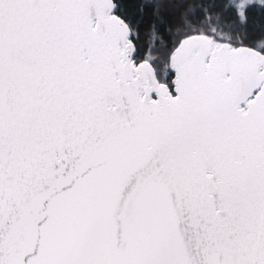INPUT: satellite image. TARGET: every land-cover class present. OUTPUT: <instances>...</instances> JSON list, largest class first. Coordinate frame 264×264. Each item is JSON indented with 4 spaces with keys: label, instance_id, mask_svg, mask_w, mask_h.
Returning <instances> with one entry per match:
<instances>
[{
    "label": "snow or ice",
    "instance_id": "obj_1",
    "mask_svg": "<svg viewBox=\"0 0 264 264\" xmlns=\"http://www.w3.org/2000/svg\"><path fill=\"white\" fill-rule=\"evenodd\" d=\"M0 264H264V0H0Z\"/></svg>",
    "mask_w": 264,
    "mask_h": 264
}]
</instances>
